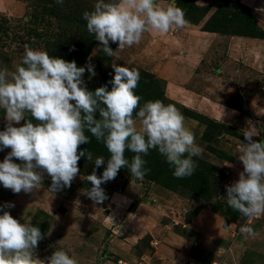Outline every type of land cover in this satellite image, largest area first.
<instances>
[{
	"label": "rangeland",
	"instance_id": "rangeland-1",
	"mask_svg": "<svg viewBox=\"0 0 264 264\" xmlns=\"http://www.w3.org/2000/svg\"><path fill=\"white\" fill-rule=\"evenodd\" d=\"M95 3L96 0H64L62 5L56 0H0V70L7 69L11 76L16 66L22 64L25 44L53 57L74 60L78 67L90 62L95 75L86 70L83 80L87 90L92 92L105 85L111 90L112 63L135 68L140 79L134 92L141 97V106L149 100H161L166 105L174 104L185 117V126L194 133L196 144L202 149L200 156L193 157L197 167L190 177L179 178L178 191H172L163 186V182L175 184L170 177L174 176L173 169L158 150L150 149L142 156L146 161L144 167L150 170L144 178L138 180L130 175L127 167L121 168L114 180L101 185L107 199L96 204L85 194L92 186L87 176L95 165L82 157L78 162L79 174L71 187L57 192L49 191L51 177L46 173L39 190L33 193L15 194L0 184V205L14 204L0 210V215L9 211L21 223L40 228L44 239L35 250L38 259L63 249L78 264H134L132 260L136 257L141 258V262L143 257L148 260L144 262L156 264L151 256L149 233L167 225L176 236L190 243V253H183L189 258L188 264H229L230 256H225L232 252L238 254L237 264H264V215L252 218L250 226L256 234L245 238L239 229L248 218L226 209L225 187L236 181L243 171L238 159L240 142L244 141L242 130H251L257 134L253 139L264 141L261 136L264 118L257 122L248 111L250 104L256 106L259 97H264V67L254 64L263 72L262 76L246 77L249 72L245 68L252 69L251 65H243L242 56L237 61V57L227 59L228 55L220 48L216 53L208 52L194 69L180 62L184 60L181 52L185 50L175 49L167 37L163 39L165 34L154 31L145 32L139 44L123 50L110 42L115 55L108 57L94 35L87 31V22L82 18L85 11L94 10ZM156 3L163 7L174 4L185 13L187 25L182 29L173 27L170 35L203 26L213 14L216 15L213 23L221 25L217 13L228 9L246 15L247 23L264 24V0H258L253 9L246 8L241 0H156ZM73 47L75 50L70 51ZM222 66L235 67L238 72L227 73L230 70ZM26 119H32L30 114L26 113ZM6 123L5 110L0 109V131ZM85 134L93 143L91 133ZM103 146V143L98 144L97 151H90L88 143L81 145L78 151H90L93 160L98 156L107 160L110 154L105 147L101 148ZM9 151H0V162ZM133 155L131 151L125 152L129 161ZM13 162L21 163L15 158ZM105 167L106 163L96 174L102 175ZM199 192L203 194L201 199L190 196ZM209 199V203L206 202ZM214 202L219 206L217 217L223 219V227L231 237L227 234L223 239L225 236L214 234L219 227L211 220H204L207 212L202 210L207 211ZM195 211L193 217L197 216L199 230L190 228L188 231ZM147 216H152L154 221L146 225L140 220ZM184 231L186 237L178 234Z\"/></svg>",
	"mask_w": 264,
	"mask_h": 264
},
{
	"label": "clouds",
	"instance_id": "clouds-1",
	"mask_svg": "<svg viewBox=\"0 0 264 264\" xmlns=\"http://www.w3.org/2000/svg\"><path fill=\"white\" fill-rule=\"evenodd\" d=\"M63 2L56 0L60 5ZM82 18L108 57L115 55L110 42L123 50L139 44L145 32L167 34L173 27L183 28L188 23L180 7H163L156 0H96L94 10L85 11ZM112 68L111 90L105 85L92 92L83 80L86 70L95 75L90 62L78 67L74 60L53 57L25 44L22 64L11 76L7 69L0 70V109L5 110L7 121L0 131V151L10 149L0 162V184L5 189L15 194L33 193L39 190L44 173L51 177L49 191L71 187L80 171L78 162L86 157L95 167L87 176L92 186L85 194L99 204L107 199L101 185L114 180L121 168L127 167L138 180L144 178L150 170L144 167L142 156L150 149L165 157L176 178L193 175L197 167L193 157L200 156L202 149L185 126L183 114L174 104L161 100H149L141 106V97L134 92L139 71L117 63H112ZM26 113L32 119H26ZM21 121L22 126H14ZM242 131L238 159L243 171L225 187L228 206L248 218L239 229L247 238L256 234L250 226L252 218L264 215V141L253 139L257 134L251 130ZM86 132L105 145L110 154L107 160L102 156L93 160L90 151H78L90 143ZM126 151L134 153L131 161L125 157ZM105 163L98 176L96 170ZM11 207L14 204L6 203L0 210ZM43 239L39 227L21 223L3 211L0 264H78L63 249L38 259L35 250Z\"/></svg>",
	"mask_w": 264,
	"mask_h": 264
},
{
	"label": "crops",
	"instance_id": "crops-1",
	"mask_svg": "<svg viewBox=\"0 0 264 264\" xmlns=\"http://www.w3.org/2000/svg\"><path fill=\"white\" fill-rule=\"evenodd\" d=\"M257 1L258 0H241V4H243L248 9H253V7L255 8V5L257 6ZM258 27L264 31V24L263 26ZM201 28L202 26L193 27V29H187L184 33H179L177 35H170V33L165 34V36L163 35V39L167 37V39L170 41V44H172L175 49L185 50L184 52H181L184 60H180V62L183 61V63L186 65H192L194 66V69H196L197 64L205 58L204 56L208 52L216 53L220 50V48H222L224 54L228 55L227 59L230 60L237 57V61V59L242 56L243 65H246L247 63L251 65L252 69L245 68L243 66L249 72L246 73L248 74L246 77L253 78L255 75L260 77L263 72L260 71V69L257 70L258 68L256 69V67L258 66H255L254 64L258 63L260 66L264 67V39L246 37L242 35L207 32L202 31ZM222 67H224L226 71L230 70V72L227 73L232 74L238 72V70H235V67L233 69L226 68L225 66ZM242 71L244 72L243 69ZM259 96L260 95H258V97ZM255 99L254 101H256ZM248 111L252 119H255L257 122L259 121V118H264V97H262V99L259 97V103H257L256 106L255 104H250ZM261 129V136L263 137L264 124L261 125ZM202 211L207 212L204 220H211L210 222L213 224L215 222L216 226L219 227L218 231H215L214 234L218 233L221 235V237L225 236L223 239H226L228 235V237L232 236L231 233H229V231L223 227V219L218 218L216 213L209 209L207 211ZM204 212H201V214ZM201 214L199 213L198 215ZM85 218L89 219V216H86ZM196 218H194L191 223L188 224V231H190V228L193 229V231L199 230L196 223ZM140 221L146 223L147 225L154 221V218L152 216H147L143 217ZM149 235L152 238L150 241V246H152L151 256L154 257L156 264H188L189 258L185 257L183 253L189 254L191 245L185 239L176 236L170 227L167 225L160 227L158 226V228H155V231L150 232ZM204 235L209 236V234L205 233ZM234 252H236V249ZM227 256H230L229 264L239 263L236 259V257H238L237 253H227L225 258ZM140 259L137 257L133 258L132 262L134 264H148V260L146 258L142 257L143 262H141ZM145 260L147 262H144Z\"/></svg>",
	"mask_w": 264,
	"mask_h": 264
},
{
	"label": "trees",
	"instance_id": "trees-1",
	"mask_svg": "<svg viewBox=\"0 0 264 264\" xmlns=\"http://www.w3.org/2000/svg\"><path fill=\"white\" fill-rule=\"evenodd\" d=\"M203 11H205V10L203 9ZM217 16H218L217 20L219 22H221V25H219V24L216 25L213 23V21H215L214 19H216V15L213 14L211 16L210 20H208L202 26L201 30L207 31V32H215V33L231 34V35H242V36H246V37L264 39V31L259 29V27L256 26L255 23H252V21L247 23V21H248L247 16L239 13L238 11L228 9V10L221 12V13L218 12ZM244 16H246V17H244ZM229 131L231 132V130H229ZM91 140L93 142V143H89V145L91 146V148H90L91 150L88 148L87 149L90 151H92V150L97 151L96 149L98 147V144H102V142L97 141L95 139V137H93ZM104 147L105 146H103L101 148L103 149ZM170 172L171 171H169L168 174ZM159 175H163V174H159ZM170 177H172V179H174V181H176L175 184L163 182V186L167 187L168 189H170L172 191H174V190L178 191L177 187H179V185H177V182L179 181V178H176L175 176H171V175H170ZM202 195L203 194L199 192V193H196V195L192 193V195H190V196L191 197L194 196L197 199L198 198L201 199ZM209 201H210V199L206 202L209 203ZM209 207H210V209L208 208L209 210L218 214L217 209L219 208V206L216 205V202H214V204L210 205ZM226 209H228V210L230 209L232 212H234V210L231 209L229 206ZM196 213H197V211H195V213L192 212L191 216L193 217L194 215H196ZM223 214L225 215V213H223ZM192 217H190L188 220H190ZM224 221H225V219H224ZM178 234L180 236L186 237V231H184L183 233H178Z\"/></svg>",
	"mask_w": 264,
	"mask_h": 264
}]
</instances>
